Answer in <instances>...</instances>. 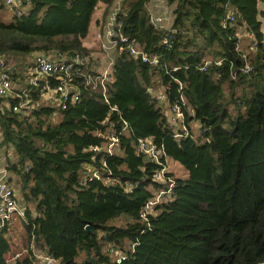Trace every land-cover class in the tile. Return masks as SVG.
Returning <instances> with one entry per match:
<instances>
[{
    "label": "trees",
    "instance_id": "1",
    "mask_svg": "<svg viewBox=\"0 0 264 264\" xmlns=\"http://www.w3.org/2000/svg\"><path fill=\"white\" fill-rule=\"evenodd\" d=\"M100 2L119 4L120 33L158 59L152 66L116 52L106 99L83 78L104 71L90 69L93 57L82 44ZM22 3L27 9L17 16L0 0V16H12L0 20V57L15 87L20 68L11 61L21 62L29 78L37 54L66 63L78 56L85 64L71 74L80 101L66 110L42 103L34 89L24 113L10 109L21 102L18 90L1 105L0 166L20 192L26 216L20 258L11 261L16 252L8 226L1 230L0 264H32L31 244L58 264H117L109 246L126 256L121 264H264V0ZM229 9L235 21L223 27ZM150 10H167L168 22L156 27ZM243 26L255 50H236ZM246 64L249 73L242 72ZM47 82L54 86L57 77ZM156 87L163 89V107ZM181 97L189 136L174 138L167 113ZM191 123L198 124L197 134ZM109 130L119 143L110 156L103 138ZM148 138L186 176H173V199L155 206L145 222L141 210L162 187L152 181L157 166L137 152V141ZM95 146L97 153L89 150ZM103 163L115 184L85 178L86 167L97 170ZM120 215L132 223L106 225Z\"/></svg>",
    "mask_w": 264,
    "mask_h": 264
},
{
    "label": "built area",
    "instance_id": "2",
    "mask_svg": "<svg viewBox=\"0 0 264 264\" xmlns=\"http://www.w3.org/2000/svg\"><path fill=\"white\" fill-rule=\"evenodd\" d=\"M4 6L11 10L12 13L19 16L23 14L27 6H24L22 0H3ZM120 6L117 4L111 8L108 19L103 28L104 45L102 49L107 52H127L133 57H139L141 61L147 62L152 66H157L158 59L156 57L150 58L146 54L140 51L137 47L135 41L127 36H123L120 33L121 23L118 20V15L120 13ZM167 20V16L163 14L162 16H152L150 15V22L157 26H163L162 22ZM235 21L234 13L232 10H228L222 26L225 27L228 24L231 25ZM243 29H238L236 36L240 40L242 36H247L251 40L250 49L255 50L257 42L251 33H248ZM102 36H100V39ZM240 42V41H239ZM239 42L236 50H241L239 47ZM165 44L168 43V39L164 41ZM244 57V56H243ZM114 59H110L107 68L96 75H84V85L91 87L93 90H99V93L103 95L106 99L107 86L112 81L111 71ZM85 64V60L81 57H76L72 62H53L49 58L42 54H37L34 59V67L30 71V78L26 86L15 87L9 78L8 70L9 64L5 61L3 57H0V108L2 104L5 103V98L13 93V90L20 91L17 98L21 101L19 105L6 106L14 112H25L24 109H29L31 106L28 100V92L31 89L40 94L41 98H46L49 103H55V107L60 110H66L69 105L75 104L80 101L79 93L71 85V74L78 73L79 67ZM216 64H220L218 61ZM208 62L206 61L204 65L200 68L201 71H205ZM251 66L246 64L242 69L243 73H249L251 71ZM56 76L57 84L51 86L47 82V78ZM42 82V84L40 83ZM163 89L154 94L155 100L163 107ZM47 103V102H46ZM6 104V103H5ZM186 102L181 97L179 103L175 104L168 109V121L177 130L174 134V138H184L189 136L188 126L185 123V117L183 112V107ZM115 110L114 108L112 109ZM55 118V117H53ZM122 132L127 131V124L124 123ZM180 132V133H179ZM204 132V130L202 131ZM106 140L104 147V152L107 155H112L118 143V134L113 131H108L107 135L103 137ZM90 151L97 153L100 148L95 146L89 149ZM137 152L145 156L150 162L157 166V170L152 175V181L156 184H160L162 187L160 190L154 193V196L149 199L143 206L140 218L141 220L147 222L148 216L153 215L154 207L162 203L168 202L173 199V188L175 186V178L170 175L167 158L164 153L162 146H157L152 139H139L137 141ZM104 163L101 168L95 170L94 168H85V178L88 181L96 180L103 182L104 184H115V181L111 179L102 170ZM89 177V178H88ZM132 188V185L127 186V191ZM19 192L9 181V174L5 166H0V232L5 226H9L13 219L18 218L19 220H25V207L21 203L18 196ZM131 248L133 246H130ZM32 248V264H58L57 259L35 251V247L31 244ZM108 251L113 254L115 262L121 264L126 258V256L119 250L113 249V247L108 248ZM21 253H16L11 261L20 258Z\"/></svg>",
    "mask_w": 264,
    "mask_h": 264
},
{
    "label": "rangeland",
    "instance_id": "3",
    "mask_svg": "<svg viewBox=\"0 0 264 264\" xmlns=\"http://www.w3.org/2000/svg\"><path fill=\"white\" fill-rule=\"evenodd\" d=\"M150 11L152 12V10H150ZM4 13L5 14L3 16L2 15L0 16V20L2 22L3 21L4 22H8L10 20V18L12 17L11 13L10 12L8 13L6 11ZM261 21H262V29H263V32H264V20L261 19ZM250 45H251V40L245 35L242 36L241 40L239 42L240 49H242L244 51H249V46ZM11 62L14 65L19 64L17 66L20 68L19 73L14 78V79H17L16 80V84H18L19 87L26 86L27 83H28V80H29L28 72L26 70H24L20 66L21 62H18V61H15V62L11 61ZM103 67L105 68L106 65L103 66ZM159 89H160V91H162V88H159ZM41 102L42 103H46L48 101H47L46 98H42ZM57 119H58V117H57ZM194 131H195V129H194ZM195 134H197V133H195ZM167 162H168L169 171L173 174V176L175 178L182 177L183 174H185V170L178 163H176L172 159H168ZM12 185L17 190L15 183H12ZM19 195H20V192H19L18 196ZM19 198L21 199L20 196H19ZM125 223H132V221L130 219H128V217L126 215H120L118 218L112 219L109 222H107L106 225L107 226H113V227L116 226V227H118V226H123ZM21 231H22L21 221L18 218L13 219L12 222L8 226V230H7V234H6V237H7V239L10 242L11 253L12 252L13 253L14 252H16V253L18 252V253H21V254L23 253L22 248L24 247V239L21 238V233H22Z\"/></svg>",
    "mask_w": 264,
    "mask_h": 264
},
{
    "label": "crops",
    "instance_id": "4",
    "mask_svg": "<svg viewBox=\"0 0 264 264\" xmlns=\"http://www.w3.org/2000/svg\"><path fill=\"white\" fill-rule=\"evenodd\" d=\"M112 6H107L104 3H98L97 7L95 8V11L92 14L91 17V21H90V25H89V31H88V35L87 37L82 41L83 46L89 51V53L92 55V62H91V68L90 69H95V70H99L101 71L106 65V67L104 68V70L107 68L108 66V62L109 60L112 58L114 59V52H107L105 50L102 49V45H104V37H103V28L104 25L108 19L109 13L111 11ZM156 8H164L162 2H156L155 5ZM166 9V8H165ZM151 12V11H150ZM152 16L156 17V16H162L163 14L168 16V11L165 10L163 12V14H154V12L152 11L150 13ZM169 18L167 20H165L166 22H168ZM164 23V21L162 22V24ZM263 32V29H262ZM264 33V32H263ZM100 36H102V38L100 39ZM30 64L32 65V59L30 61ZM160 89L158 87H156L154 89V92L157 93L159 92ZM154 93V94H155ZM168 115V113H167ZM193 127L195 129L192 130V133L195 134L198 131V124L197 123H191L190 128ZM186 174H183L182 177H185Z\"/></svg>",
    "mask_w": 264,
    "mask_h": 264
},
{
    "label": "water",
    "instance_id": "5",
    "mask_svg": "<svg viewBox=\"0 0 264 264\" xmlns=\"http://www.w3.org/2000/svg\"><path fill=\"white\" fill-rule=\"evenodd\" d=\"M86 230H87V231H90V229H89L88 227L86 228Z\"/></svg>",
    "mask_w": 264,
    "mask_h": 264
}]
</instances>
